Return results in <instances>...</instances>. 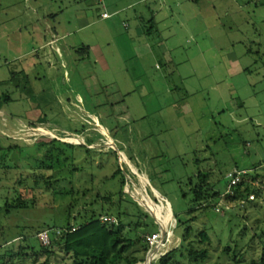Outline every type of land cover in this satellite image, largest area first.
Listing matches in <instances>:
<instances>
[{
	"label": "rangeland",
	"instance_id": "374dc122",
	"mask_svg": "<svg viewBox=\"0 0 264 264\" xmlns=\"http://www.w3.org/2000/svg\"><path fill=\"white\" fill-rule=\"evenodd\" d=\"M5 1L20 2L22 22L26 11L34 16L29 5H35L37 33L53 34L49 44L57 53L60 47L63 57L46 55L45 39L35 54L15 59L18 48L9 46L11 40L0 41V74L20 68L22 62L35 91L25 96L12 86H0V105L11 116L25 118V123L15 121L13 126L21 135L0 140V264H28L33 259L31 251L48 245L37 234L46 231L50 243L68 223L83 222L84 208L96 195L101 197L97 201L102 211L122 222V234L140 239L125 253L138 264L145 263L138 260L145 258L144 245L150 247L156 231L168 236L164 246H153L156 253L151 254V264H158L162 253L177 247L183 235L185 248L172 255L169 264H260L264 243V2L216 0L213 7L198 12L213 0H200L197 5L180 0L181 6H171L173 17L183 18L181 26L191 31L177 32L170 39L168 32H161L165 27L150 31L147 22L162 0H144L133 7L136 0ZM103 12L109 14L108 19L103 20ZM165 13L169 14L162 11L159 16ZM4 15L19 16L12 9ZM138 20L142 32L136 31ZM31 25L25 24L22 32ZM56 28L61 36L68 33L59 45ZM161 39L171 47L169 56L160 51ZM146 40L152 52L143 59L135 46ZM30 43L23 39L21 52ZM82 45L87 53H81ZM99 48L107 68L100 65ZM30 57L39 65H31ZM82 61L87 71L96 74L97 84L129 110L127 117L117 108L99 104L90 90L89 99L83 101L81 71H86ZM221 80L229 88L214 91L210 84ZM5 95L13 99L4 101ZM41 113L48 122L37 119ZM106 118L122 121L114 133L103 124ZM114 121L107 122L109 128L116 125ZM81 143L92 146L89 153ZM118 167L121 174L111 177ZM234 169L246 174L242 184L226 193L224 176ZM199 171L208 173L209 185L202 198L193 202L192 186L199 183ZM217 191L220 194L215 197ZM175 216L181 222L178 226ZM203 231L208 238L200 242ZM188 246L205 248L207 257L192 262ZM21 252L29 256L15 257L14 253ZM72 263L71 254L58 244L49 257L34 262Z\"/></svg>",
	"mask_w": 264,
	"mask_h": 264
},
{
	"label": "trees",
	"instance_id": "16d2710c",
	"mask_svg": "<svg viewBox=\"0 0 264 264\" xmlns=\"http://www.w3.org/2000/svg\"><path fill=\"white\" fill-rule=\"evenodd\" d=\"M192 1L195 3L198 2V0H192ZM86 50L87 48L82 45L81 53L83 51H85L84 53H87ZM82 57H85V55L82 54ZM80 59L82 60L83 58ZM81 63H83L82 66L83 71H86L83 73L81 72V81L83 83V91H84V102H85V98L89 99V95L91 93L92 96L98 100L99 104H107L110 109L117 108V112L125 114V108L121 107L113 100V95L110 92H108L107 88H105L106 90H104V88L102 86H99L97 82H94V80L92 81L93 73L87 71L86 69L87 67L86 64H84V61H82ZM14 78L16 79L15 84L20 86V90L22 91V93H24L25 96L34 95L32 87L30 85L29 77L26 73H24L23 71H17L15 73H12L9 82L10 81L14 82ZM4 97L5 100L6 99L11 100V97L9 95H5ZM115 116H117L118 118V114L115 113ZM38 120L43 122H48L45 113L39 114ZM108 121H114V120L112 118H106V120L103 123L111 133L112 132L114 133V129L117 126H120L122 123V121H114L116 125L112 128H109L107 124ZM84 148L87 153L90 152V150L85 145ZM117 173L121 174V169L119 167L112 173L111 177H114ZM196 176L199 183L192 186L193 202H198L202 198L204 188L209 185L207 172L199 171ZM108 178L109 177H107V179ZM242 183L243 182L239 183L235 187H238ZM123 185H124V176L121 175V180H120L121 189L123 188L122 187ZM91 192L92 190L90 191V193ZM119 193L121 194V191ZM214 194H216L215 197H217L219 196L220 192L217 191ZM182 195L184 196L185 193L182 192ZM97 197L100 196L99 195L94 196L92 198L93 201L88 203L89 206L88 209H86V207L84 208V216L86 217V220L79 223L78 225L68 223L63 229H61L58 237L51 240L50 243L48 242V245L46 246L42 245V248H40V250L38 251H31V255H33V259L28 264H34V262H37L42 256L49 257L52 254L53 246H55V244L60 245L66 253L71 254L73 261L72 264H135L137 261L130 260L125 255V253L131 250L132 247H134L136 244H138L140 242V239L139 238L133 239L131 237H127L124 234H122L121 230L123 224L122 222H119L117 218H116L117 223L115 224L102 223L99 219L101 215H112V214L106 211H102V205L98 203ZM73 204L74 203L71 202L70 206H73ZM100 206H101V210L99 211L97 210V208L100 209L99 208ZM175 218H176V224L178 226L179 224H181V222L177 219L176 216ZM184 230L185 232H187L188 231L187 227ZM155 233H157V231L154 232V234ZM199 236H200V242H204L208 238L206 232L204 231L201 232ZM185 242H186V236L183 235L180 239L179 245L168 251L163 256H161L157 263L169 264L170 257L176 254L178 250L185 248ZM29 248L31 249L32 247L29 246ZM148 249H149V245L148 243H146V245H144V253H146ZM154 253L156 252H153V254ZM207 253L208 251L205 248L197 250L189 246L187 247V257L192 262L204 260L207 257ZM14 254L15 257L17 258L21 257L22 254L23 255L25 254V256H29V254L25 252L14 253ZM143 259L144 257H142L138 261H141V263H143L144 262ZM260 264H264V243H263L262 255L260 258Z\"/></svg>",
	"mask_w": 264,
	"mask_h": 264
},
{
	"label": "crops",
	"instance_id": "0c3cea01",
	"mask_svg": "<svg viewBox=\"0 0 264 264\" xmlns=\"http://www.w3.org/2000/svg\"><path fill=\"white\" fill-rule=\"evenodd\" d=\"M143 1L144 0H136V1H134L132 3L131 6L133 7V5H137V4H139V3L143 2ZM162 1H163V4L160 3L159 10L153 11L152 17L147 21L148 24H149L150 31H152L153 27H158L159 31H160L159 28L165 27V28H162L161 32L162 31L163 32H168L169 38L170 37H173V38L177 37L178 36L177 32H181L182 34L190 32L191 30L189 31V29H190L189 27H187V26L182 27L181 26V25H183L185 23V22H181L180 21V20L183 21V18L178 17V20H177L176 18L173 17L174 10L172 9L171 6H173V5L174 6L175 5L176 6H181V1L180 0H162ZM187 1L189 3L191 2L192 4H196L197 5L200 0H198V2H196V3L193 2L192 0H187ZM214 1H216V0H213L212 4L207 3L208 5L206 4V5H203L202 7H200V10L198 12L204 11L208 7H211V6L213 7L214 3H216ZM248 1H250V0H247V2ZM20 6H21L20 2L17 3L16 1H8V2H6L4 0L3 2H0V7H2V9H3L2 10L0 8V13H1V15H0V41L1 40H11L12 44H9V46L12 47L14 45L13 47L18 48V51H19L17 56L14 55L15 59L19 58L20 56H21V59H22V58H26L27 56H31L32 54H35L33 52H35V50L38 47L43 48L44 43H42V41L46 39V46L47 47L45 46V54L46 55L49 54V56H52V54L55 53L56 55H58L62 59V57H63L62 49L59 47L60 53H57V51L49 44V41L52 38H55V36L53 34H51V33L49 34L48 32L44 33L42 35H39L37 33L38 11H37L36 6L35 5L32 6L31 4L29 5V7L33 9V15L34 16H32L31 13L26 11L25 14L27 13L28 15H25L26 17L24 18L23 22L20 21V19H19V18H21L20 14L22 13ZM6 9H12L14 15H16V13H18L19 16H16V17H18L19 21L18 22L13 21L14 19H16V17H14V18L13 17H9V18L5 17L4 14H5V10ZM162 11H164V12L167 11V12H169V14L165 13V16H159L160 12H162ZM195 12H197V11H195ZM2 13H3V16H2ZM181 15H183V12H182ZM183 16H185V15H183ZM108 18L109 17H106V18L103 17V20L108 19ZM139 19H141L140 20L141 24H143L144 23V15L142 14ZM140 21L138 20L137 24L140 23ZM27 23L28 24H32L31 28H30L31 30L26 28L25 31L22 32V29H23L24 25L27 24ZM159 25H162V26L159 27ZM56 30H57V28H56ZM139 30L142 32L141 27L138 24L137 28H136V31H139ZM13 32H14V36H12ZM66 35H68V33L67 32H63V35L61 36L59 31L57 30L56 41H57L58 45L60 43L59 41H61L62 39L66 38ZM44 36H45V38H44ZM60 38H61V40H60ZM23 39L24 40L29 39L30 42H31L30 43V47H28V49L25 52H21V50H20L21 43H22ZM162 39H161V41H162ZM160 43L161 44H160L159 47H160L161 53L165 54L166 56H169V50H171V47H169V46L167 47L164 44L163 41L160 42ZM135 48L139 52L140 58L144 59V58H146V55H148V57L151 56L152 50H151L147 40L145 42H143L139 46L136 45ZM98 50H99L98 57L100 59L99 60L100 65L103 68H107L108 67L107 66V60L103 56V54L101 52V48H99ZM66 55H68V54H66ZM201 56H202V54H201ZM194 57H197L196 54L194 55ZM28 60H29L28 62L31 65L32 64H35V65L38 64L39 65V63H37L36 59H34L32 57H30V59L28 58ZM202 62H204V65L206 67V61L202 60ZM207 69H208V67H207ZM239 69L241 70V68H239ZM17 71H23L24 73H26L28 75L26 68L23 66V63L21 62V67L20 68H15L14 70L5 71V72L1 71V74H0V86H12L15 90L18 89L19 91H21L20 90V86L15 84V80H16L15 78L16 77L14 78V82L13 81L9 82V80L11 79L12 73H15ZM93 80H94V82H98V78H97L96 74H93L92 81ZM29 81H30V77H29ZM30 85H31V87L33 89V93H35L34 87H33L31 81H30ZM229 85L230 84L227 83L225 80H221V81H219L217 83L210 84V87L214 91H217V89H228ZM77 93L79 94V92H77ZM9 96L11 97V100H12L13 96H11V95H9ZM81 96H82L83 101H84L83 94H81ZM17 97L21 98L22 94L19 93L17 95ZM4 101H10V100H7V99L5 100V97H4ZM128 113H130L129 110L125 108V116L126 117H127ZM38 117L39 116H37V119H38ZM23 120H25V118H20L18 116H13V115L11 116V113H9L5 107H2L0 105V140L2 138H6V139H9V140H14L13 138L16 137V136H14V134L21 135V133L16 131L15 127H13V126L15 124L14 123L15 121H18L20 123H25ZM23 134H25L26 136H31L32 135L31 132H24ZM25 143L27 145H30L27 142H25ZM33 143H35V142H33ZM33 143H31V144H33ZM70 144H73V143H70ZM76 145H80V144H76Z\"/></svg>",
	"mask_w": 264,
	"mask_h": 264
},
{
	"label": "built area",
	"instance_id": "2783aa9c",
	"mask_svg": "<svg viewBox=\"0 0 264 264\" xmlns=\"http://www.w3.org/2000/svg\"><path fill=\"white\" fill-rule=\"evenodd\" d=\"M256 2H264V0H253ZM102 17H109V14L104 12L101 15ZM246 173L243 170H236L234 169L233 171H229L225 174V179L228 180V184L226 187V193H232L234 187L236 185H238L239 183H241L243 181V177ZM216 211H219V208H215ZM100 221L102 223H109V224H115L117 223V219L116 217L112 216V215H101L99 217ZM156 235V233L153 235V237ZM37 236L41 239L43 244H47L48 241V235L46 233V231L40 232L37 234ZM152 237V238H153Z\"/></svg>",
	"mask_w": 264,
	"mask_h": 264
},
{
	"label": "bare ground",
	"instance_id": "6f19581e",
	"mask_svg": "<svg viewBox=\"0 0 264 264\" xmlns=\"http://www.w3.org/2000/svg\"><path fill=\"white\" fill-rule=\"evenodd\" d=\"M167 236L168 234L165 231L156 233V235L151 239L152 246H155L156 248L164 246Z\"/></svg>",
	"mask_w": 264,
	"mask_h": 264
},
{
	"label": "water",
	"instance_id": "95a60500",
	"mask_svg": "<svg viewBox=\"0 0 264 264\" xmlns=\"http://www.w3.org/2000/svg\"><path fill=\"white\" fill-rule=\"evenodd\" d=\"M67 143H70V142H67ZM81 145H85L87 148H92V146L91 145H87L86 143H81ZM116 151V150H115ZM117 152V151H116ZM125 176H127V174L125 175ZM126 192H127V190H125ZM128 193V192H127ZM175 219V218H174ZM176 221V220H175ZM160 247V246H159ZM153 246H152V243H151V241H150V247H149V249L147 250V252H146V254H145V258H144V262L146 263V264H151V260H152V251H153ZM168 251H170V250H167V251H165L164 253H162L161 254V256H163L164 254H166Z\"/></svg>",
	"mask_w": 264,
	"mask_h": 264
}]
</instances>
